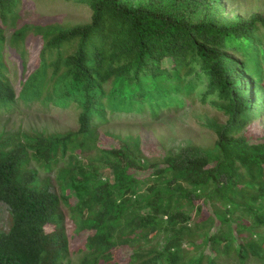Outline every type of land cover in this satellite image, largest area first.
<instances>
[{
	"label": "trees",
	"instance_id": "obj_1",
	"mask_svg": "<svg viewBox=\"0 0 264 264\" xmlns=\"http://www.w3.org/2000/svg\"><path fill=\"white\" fill-rule=\"evenodd\" d=\"M76 1L89 22L30 24L21 0H0V112L38 103L77 121L67 132L0 134L11 217L0 264H121L119 250H129L123 264H264V134L243 132L264 115V11L229 16L234 0ZM198 89L226 114L212 150L187 144L152 160L139 136H100L121 116L181 109ZM61 203L83 242L75 262Z\"/></svg>",
	"mask_w": 264,
	"mask_h": 264
},
{
	"label": "rangeland",
	"instance_id": "obj_2",
	"mask_svg": "<svg viewBox=\"0 0 264 264\" xmlns=\"http://www.w3.org/2000/svg\"><path fill=\"white\" fill-rule=\"evenodd\" d=\"M229 16L241 15L249 16L253 12L264 11V0H234L230 4ZM20 14L23 21L30 24L40 23H59L73 25L87 23L90 20L91 11L89 7L76 0H21ZM10 30L6 31V36L10 35ZM28 64L35 56L36 49L34 45L27 44ZM11 68V79H14V86L17 89L18 80L13 75V69L17 76L21 70V60L18 55L12 54L5 57ZM164 66H170L169 59L164 60ZM212 96L203 99L201 90L198 89L191 99H187L183 108H163L157 118L146 114H129L121 116L118 119L110 120L98 127L100 136L102 132L108 131L120 136L132 135L139 136L141 145L147 146L146 156L152 160L159 158L162 149L176 152L187 144H194L212 150L217 138L215 125L225 122L226 114L218 106V102L212 103ZM215 99V98H214ZM76 113L67 109L49 106L43 110L38 103L32 106L21 108L12 112H0V134L3 136H17L18 133H33L38 131L44 134L52 132H67L77 129ZM243 132L249 136V141L257 140V136L264 134V115L252 119L244 127ZM149 145V146H148ZM37 162L32 160L31 165L37 166ZM37 177L43 181L49 177L50 190L57 194L62 193L54 171L40 169L37 171ZM71 204L75 199L70 197ZM60 209L64 215V226L69 242L71 244V259L77 261V255L74 250L81 248L82 239L77 233L73 211L66 205L60 204ZM11 222L8 206L0 201V232L6 231ZM234 226V225H233ZM53 229L52 225H46L45 230ZM216 228H212L214 232ZM205 252H210L206 248ZM129 250L117 251V258L121 264L128 259Z\"/></svg>",
	"mask_w": 264,
	"mask_h": 264
}]
</instances>
